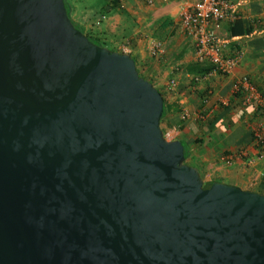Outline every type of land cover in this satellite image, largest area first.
<instances>
[{"label": "water", "instance_id": "95a60500", "mask_svg": "<svg viewBox=\"0 0 264 264\" xmlns=\"http://www.w3.org/2000/svg\"><path fill=\"white\" fill-rule=\"evenodd\" d=\"M162 112L64 0H0V264H264V194L203 188Z\"/></svg>", "mask_w": 264, "mask_h": 264}, {"label": "crops", "instance_id": "0c3cea01", "mask_svg": "<svg viewBox=\"0 0 264 264\" xmlns=\"http://www.w3.org/2000/svg\"><path fill=\"white\" fill-rule=\"evenodd\" d=\"M186 1L103 0L94 22L93 18L81 21L87 35L103 41L116 30L130 27V33L119 41L110 37L113 51L129 54L139 75L163 95L165 113L160 122L165 127L180 125L176 139L188 144V162L201 168L204 181L264 194V155L257 157L250 134L257 113L253 106L242 104V95L231 97L226 107L216 105L217 98L229 93L232 81L243 75L264 93V0H230L235 17L222 21L218 34L226 44L225 53L240 51L241 57L230 74H213L201 82L192 80L196 74L188 70L194 63V44L179 18ZM73 2H68V8L74 14ZM237 18L252 27L249 34L229 35V25ZM152 42H159L164 50L157 58L150 55ZM171 78L176 79L175 87L168 85L166 79ZM207 90L211 91L209 101L203 102ZM180 111L187 114L186 121L180 120ZM241 148L247 150L246 157L230 166L222 162V154Z\"/></svg>", "mask_w": 264, "mask_h": 264}, {"label": "built area", "instance_id": "2783aa9c", "mask_svg": "<svg viewBox=\"0 0 264 264\" xmlns=\"http://www.w3.org/2000/svg\"><path fill=\"white\" fill-rule=\"evenodd\" d=\"M165 1V0H164ZM235 17V7L230 0H187L179 9L181 28L189 35L194 44V62L210 66L204 74L191 77L195 82L206 80L213 74L226 76L237 65L241 53H225V43L220 38L218 31L222 21ZM164 50L159 42H152L150 55L154 58L161 56ZM170 87H175L176 79L168 81ZM211 91L207 90L202 97L203 102L209 101ZM242 104L253 106L257 115L250 126L252 132V147L256 150L257 157L264 155V93L260 91L249 79L243 75L232 81L229 93L217 98L218 107H226L231 97H240ZM187 114L180 111V120L186 121ZM180 125H174L162 130L166 141L176 140ZM247 156L245 148L237 149L231 153L222 154L221 160L225 165H233L238 159ZM252 162V160H247Z\"/></svg>", "mask_w": 264, "mask_h": 264}, {"label": "rangeland", "instance_id": "374dc122", "mask_svg": "<svg viewBox=\"0 0 264 264\" xmlns=\"http://www.w3.org/2000/svg\"><path fill=\"white\" fill-rule=\"evenodd\" d=\"M68 2H70V0H65L66 6H67V13H68V17L70 18V20L72 21L73 25L80 30L83 34L87 35L85 30H84V23L83 20L84 18H86L87 20L91 21V19L93 18V22L97 19L96 15L99 11L100 7H97L98 5H102L103 4V0H74L73 5L75 8V13L73 14V12L70 11V8H68ZM91 12H95L94 16L91 15ZM130 33V27L128 26L127 28H125L124 31H118L116 30V32H113L111 35H109V37H105L106 40H96L93 38H90L91 40H93L97 45L102 46L110 51H113L114 47L113 44L111 43L112 41H110V37L111 40L115 41H119V39L121 38V36L124 34L128 35ZM167 81H169L168 79H166ZM160 128L161 129H165L167 127H165L164 124H161L160 122ZM188 162V160H187Z\"/></svg>", "mask_w": 264, "mask_h": 264}, {"label": "trees", "instance_id": "16d2710c", "mask_svg": "<svg viewBox=\"0 0 264 264\" xmlns=\"http://www.w3.org/2000/svg\"><path fill=\"white\" fill-rule=\"evenodd\" d=\"M64 5H65V8L67 10V7H66V4H65V0H64ZM68 12V11H67ZM76 28V27H75ZM252 30V27L248 24H246L243 20H241L240 18H237L235 20H233V22L230 23L229 25V28H228V32H229V35L230 36H236V35H245V34H249ZM85 35V34H84ZM91 42L95 43L93 40H91L90 38H93L92 36H89V35H85ZM96 44V43H95ZM210 66L208 65H205V64H201V63H197V62H194L192 63L189 67H188V70L193 73V74H204L205 72L209 71L210 70ZM138 72V71H137ZM139 74V73H138ZM140 76V75H139ZM141 77V76H140ZM161 94V93H160ZM162 98H163V112H162V116H161V119L162 117L164 116V113H165V100H164V97L163 95L161 94ZM241 96V94H240ZM177 112H179V110H177ZM160 119V121H161ZM168 128V127H167ZM166 129V128H165ZM165 129H162V130H165ZM251 134V139H252V132L250 133ZM182 143V146H183V154H184V163L186 164H191L189 162H187L188 160V156H189V147H188V144H186L185 142H181ZM226 153V152H225ZM189 161V160H188ZM193 166V164H191ZM195 167V166H194ZM197 170L199 171L200 173V176L203 177V171L201 170V168H197ZM214 181L210 180V181H204L203 183V188H208L211 186V184L213 183Z\"/></svg>", "mask_w": 264, "mask_h": 264}]
</instances>
